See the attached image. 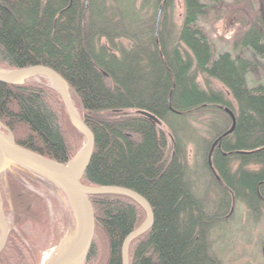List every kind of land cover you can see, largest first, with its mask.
Instances as JSON below:
<instances>
[{
  "label": "trees",
  "instance_id": "obj_1",
  "mask_svg": "<svg viewBox=\"0 0 264 264\" xmlns=\"http://www.w3.org/2000/svg\"><path fill=\"white\" fill-rule=\"evenodd\" d=\"M174 1L0 0V70L44 66L61 76L94 137L80 182L130 190L151 207L153 225L130 243L129 264H224L214 232L227 221L231 202H241L250 213L249 194L260 191L257 200L263 199L264 207V79L251 86L248 81L250 74L264 73L257 61L264 59V0H182L178 29L167 20ZM241 11L248 12V22ZM228 12L248 26L231 53L216 52L203 25ZM197 76L220 83L236 103L233 131L227 134L231 119L225 115L220 129L209 130L201 157L199 169L211 177L215 200L196 192L187 150L197 134L188 120L231 106L222 94L202 89ZM139 111L166 126L170 144L162 127ZM0 124L18 146L62 165L85 141L70 124L56 89L41 76L22 85L0 83ZM51 195L65 198L40 177L18 170L0 175L9 231L0 264H39L21 229L45 224ZM89 200L95 233L85 264H122L123 241L146 213L123 196Z\"/></svg>",
  "mask_w": 264,
  "mask_h": 264
},
{
  "label": "rangeland",
  "instance_id": "obj_2",
  "mask_svg": "<svg viewBox=\"0 0 264 264\" xmlns=\"http://www.w3.org/2000/svg\"><path fill=\"white\" fill-rule=\"evenodd\" d=\"M241 13L245 15L248 22L250 20L248 12L241 11ZM183 14L182 0H175L167 20L173 27L178 29L182 23ZM203 26L204 32L214 45L216 52L231 53L232 44L246 31L248 25L243 27L233 12H228L219 21L206 23ZM239 55L242 56V54ZM257 61L260 65H264V59L257 58ZM263 77V72L258 76L250 74L248 76L250 86L253 82L263 80ZM196 79L202 89L222 94L224 100L231 106L230 111H235L236 103L220 83L213 79L205 80L201 76H197ZM225 115H227L225 111L222 113L216 110H205L193 114L188 120L197 134L195 139L193 138L188 145V163L191 170L197 174L195 178L196 192L200 197L205 195L208 200H215L214 196L217 190L213 188L212 180L208 173L204 174L200 170L202 168L199 169V167L202 166L201 157L206 148L205 140L211 139L209 130L210 133H214L220 129ZM161 127L170 144L166 126L163 125ZM84 143L85 141L82 142V146L76 154L81 151ZM234 183L239 187L240 181L238 179ZM26 185L31 191L38 194L42 195L45 192L41 187ZM259 194L260 191L249 194L250 213L244 204L233 200L230 209L227 210L225 215V220L227 221L219 223L216 228L214 233L218 241L215 239V251L224 264H264V207H262L263 199L257 200L260 197ZM44 222L45 224L43 225L26 224L21 229L29 240V244L37 251L39 264H43L49 258H55L61 253L67 247L74 234V218L65 198L61 196L46 198Z\"/></svg>",
  "mask_w": 264,
  "mask_h": 264
},
{
  "label": "water",
  "instance_id": "obj_3",
  "mask_svg": "<svg viewBox=\"0 0 264 264\" xmlns=\"http://www.w3.org/2000/svg\"><path fill=\"white\" fill-rule=\"evenodd\" d=\"M161 8L155 20V37L159 30ZM34 76L46 78L58 92L70 124L77 129L85 139V143L66 165L44 158L32 151L15 144L11 132L0 124V175L6 171L18 170L34 177H40L55 187L64 195L74 218L75 231L67 247L51 262L43 264H85L95 233L94 212L89 200L90 196L118 195L131 199L146 213L145 222L127 235L122 244V264H129L130 243L145 234L153 225L154 217L149 204L140 195L118 187H88L80 181L91 159L94 148V137L89 128L82 122L76 112L69 95V88L61 76L44 66H33L21 70H0V83L6 85H22ZM231 119V133L235 126L233 113L224 109ZM139 114L160 126V121L145 111ZM8 225L2 213L0 198V253L4 249L8 238Z\"/></svg>",
  "mask_w": 264,
  "mask_h": 264
},
{
  "label": "bare ground",
  "instance_id": "obj_4",
  "mask_svg": "<svg viewBox=\"0 0 264 264\" xmlns=\"http://www.w3.org/2000/svg\"><path fill=\"white\" fill-rule=\"evenodd\" d=\"M53 260V258H49L48 260H46L44 263H48L51 262Z\"/></svg>",
  "mask_w": 264,
  "mask_h": 264
}]
</instances>
